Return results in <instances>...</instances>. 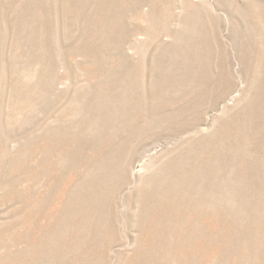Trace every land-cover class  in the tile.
<instances>
[{"label":"rangeland","instance_id":"obj_1","mask_svg":"<svg viewBox=\"0 0 264 264\" xmlns=\"http://www.w3.org/2000/svg\"><path fill=\"white\" fill-rule=\"evenodd\" d=\"M0 264H264V0H0Z\"/></svg>","mask_w":264,"mask_h":264}]
</instances>
